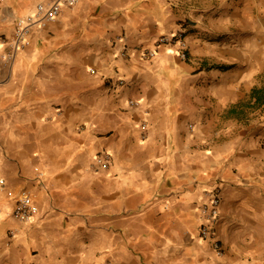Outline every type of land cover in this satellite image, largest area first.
Listing matches in <instances>:
<instances>
[{"label":"crops","instance_id":"1","mask_svg":"<svg viewBox=\"0 0 264 264\" xmlns=\"http://www.w3.org/2000/svg\"><path fill=\"white\" fill-rule=\"evenodd\" d=\"M44 1L0 0V178L39 205L0 189V264H264V0H58L14 51Z\"/></svg>","mask_w":264,"mask_h":264},{"label":"built area","instance_id":"2","mask_svg":"<svg viewBox=\"0 0 264 264\" xmlns=\"http://www.w3.org/2000/svg\"><path fill=\"white\" fill-rule=\"evenodd\" d=\"M68 5H74L79 0H64ZM61 12V2L58 0L40 2L36 7V12L26 17H19L16 21L13 36L10 43L14 51L22 49L27 44V36L29 35L32 26L37 23L45 24V22L55 20ZM159 44H168L177 46L179 55L182 58L187 57L188 44L182 32H177L171 36L164 35L159 39ZM154 50H149L146 55L154 56ZM131 104L137 102L131 101ZM111 156L104 154L96 157V162L103 168H109ZM0 189H2L6 196L15 201V206L12 211V216L22 222H32L35 215L39 211V205L35 202L34 197L28 191H21L15 193L13 189L7 187L5 179L0 178ZM206 195L208 201L202 206V215L204 221L201 226V236L204 239L212 241L214 251L218 257L224 255L223 247L219 240H217L215 223L220 213V197L216 190H207ZM4 218L2 209L0 208V221Z\"/></svg>","mask_w":264,"mask_h":264},{"label":"trees","instance_id":"3","mask_svg":"<svg viewBox=\"0 0 264 264\" xmlns=\"http://www.w3.org/2000/svg\"><path fill=\"white\" fill-rule=\"evenodd\" d=\"M253 94L257 96V99L262 100V98L264 97V88L255 87L253 89Z\"/></svg>","mask_w":264,"mask_h":264}]
</instances>
